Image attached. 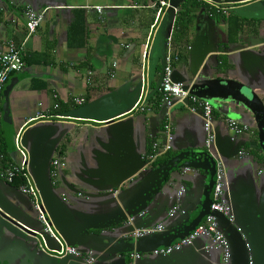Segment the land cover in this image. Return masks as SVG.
I'll return each mask as SVG.
<instances>
[{"label": "crops", "instance_id": "0c3cea01", "mask_svg": "<svg viewBox=\"0 0 264 264\" xmlns=\"http://www.w3.org/2000/svg\"><path fill=\"white\" fill-rule=\"evenodd\" d=\"M163 1L168 5L170 1H175L178 10L184 0ZM213 2L226 10V20L235 15L231 13L232 9L264 5V0ZM156 4L157 0H0V50L7 41L24 43V68L10 75L5 85L6 88L11 81L14 82L8 98V110L13 126L12 138L14 140L17 134L25 135L27 144H30L35 133L46 128L53 132L51 139H56L57 144L51 161L58 159L61 163L53 190L58 199L64 200L71 210L97 214L103 211L100 206L104 198L101 195L107 192L110 198L123 193L130 194L137 188L138 181L132 179L116 189L99 190L97 183H102L105 179L98 177L102 174L95 175L99 166L98 155L103 152L101 144L108 143V133L112 126L89 121L54 120L51 114L57 103L72 106V100L75 98L88 100L85 104L104 98L107 106L123 105L117 120L131 124L133 151L142 157L146 153L147 140H154L159 144L163 142L162 127L166 123L171 126L174 136L171 149L174 155L185 150H206L203 120L191 113L187 106L167 111L159 108L155 111L148 104L157 94L153 93V90L161 71L159 63L149 88L150 55L153 53L154 42L168 7H159ZM27 7L43 14L40 26L31 35H28L24 18L21 17ZM97 8H100V11H97ZM176 13L177 11L167 27L165 43L166 55L167 39L171 36L172 52L179 57L173 64V72L181 77L189 75L193 69L190 49L197 37L204 32L203 45L207 56L201 65H197V69L201 70L203 64L215 69V64L220 63L219 58L223 57L228 66L222 67L220 64V68H229L227 76L245 78L264 102V64L245 66L240 58L242 51L257 54L264 50V19H245L235 15L241 19L242 29L229 37L225 18L209 16L205 9H199L191 13L194 18L186 39L172 43ZM75 22L79 25L73 28ZM89 73L91 75H88ZM139 101L142 104L135 107ZM213 103L214 131L221 139L232 136L233 148H240L238 155L229 160L221 159L225 175L242 202H255L262 209L264 164L252 155L257 136L253 116L231 100H213ZM3 105L4 99L2 107ZM74 108L76 107L70 110ZM141 108L144 111H141ZM229 117L235 118L241 125H247L249 132L238 137L233 136L226 127ZM3 122L2 108L0 130L5 136ZM61 145H65V150L63 155L59 156L57 150ZM211 152L215 153L214 148ZM241 153L243 155H240ZM19 162L20 157L14 149L8 164ZM3 166L0 163V169ZM151 166L145 165L146 168ZM205 181V174L199 171L173 172L159 196L160 204L165 206V211L179 204L190 211L194 218L196 214L193 210L201 198ZM183 187L186 192L177 200L176 193ZM0 191L12 210L34 213L37 218L31 199L22 195L19 185L8 184L0 179ZM150 212L152 213L137 218L135 225L141 226L154 217L157 220L155 226L163 224L164 213H157L156 205L152 206ZM54 233L57 234L55 231ZM124 236L132 237L129 233ZM208 243L209 239L201 238L196 241V248H202ZM202 254L203 256H200L192 249H185L173 255L169 264L220 262V254L216 251ZM117 258L116 256L115 259ZM129 262L131 261L128 258L126 263ZM135 264L156 263L151 256L144 254Z\"/></svg>", "mask_w": 264, "mask_h": 264}, {"label": "water", "instance_id": "95a60500", "mask_svg": "<svg viewBox=\"0 0 264 264\" xmlns=\"http://www.w3.org/2000/svg\"><path fill=\"white\" fill-rule=\"evenodd\" d=\"M175 9V1H170L154 42L153 53L150 55L149 88L155 78L157 66L161 63L159 79L153 93L159 91L163 77L166 30ZM230 11L245 19H264V5L262 4ZM204 42L205 35L202 32L190 49L193 69L190 70L189 75L181 77L172 71L171 80L175 83H182L184 89H188L191 95L210 103L213 111L215 107L213 100H231L238 107L251 113L257 130L255 141L257 161L264 164V102L255 93L250 82L245 78L228 77L229 68H220V63L215 64V69H211L206 64L202 65L201 70L197 69V65H201L207 56ZM240 58L245 66L255 63L264 64V50L257 54L252 51H242ZM13 84L14 82L11 81L3 91V128L9 147L12 141L13 126L8 110V98ZM104 101V98L94 100L61 116L63 119L112 126L108 133V143L101 144L103 152L98 155L99 166L95 175L102 174L98 177L105 179L102 183H97L99 190L116 189L132 179L138 181L137 188L130 194L123 193L116 197L110 196V198L107 192L101 195L104 198L100 206L103 207L101 209L103 211L97 214H84L71 210L64 200L56 196L50 179V161L57 144L56 139H51L53 132L46 128L35 133L30 144H27L25 135H21V145L28 153V172L38 189L49 224L62 241L68 246L77 247L81 253H91L92 264H127L128 258L131 261L128 264H135L144 254L151 256L156 264H169V259L173 255L185 249H192L200 256H203L202 252H214L206 249L210 243L202 248H196V241L203 238L200 237L195 239L190 246L171 254H153L187 237L207 215H212L218 231L228 243L230 264H264V208L261 209L255 202L252 204L242 202L233 191L226 176L228 185L224 199L231 209L232 219L229 220L218 212L210 211L216 157L229 160L238 155L240 148L238 146L233 148L234 138L229 136L221 139L214 131L215 156L211 155L207 149L205 151L185 150L156 167L146 168L143 157L133 151L131 124L117 120V115L123 109V105L107 106ZM146 101L147 97L144 102ZM187 104L188 100H184L182 103L175 104L171 109ZM160 108L162 111L168 110L165 105L160 104ZM179 170L199 171L205 174L206 181L201 198L193 210L196 214L194 218L190 211L179 204L176 205L174 211L175 205L165 211V206L160 204L159 196L163 188L167 185L171 174ZM179 192L181 195L178 194ZM185 192L186 188H180L176 193L177 200ZM153 205L157 206V213H164V222L160 224L163 229L143 237H134L132 235L134 231L155 226L154 223L157 221L155 217L141 226L135 225L137 218L152 213L150 210ZM34 216V213L12 210L0 191V264H85L83 258L58 257L50 253L52 250L58 251L59 246L45 231L44 225ZM127 233L132 237L124 236ZM134 254H137L139 258L131 260ZM116 256L117 259H115Z\"/></svg>", "mask_w": 264, "mask_h": 264}, {"label": "built area", "instance_id": "2783aa9c", "mask_svg": "<svg viewBox=\"0 0 264 264\" xmlns=\"http://www.w3.org/2000/svg\"><path fill=\"white\" fill-rule=\"evenodd\" d=\"M206 4L213 7L218 12L225 14L226 10L222 9L220 5L216 4L211 0H203ZM159 7H167L168 4L163 0H157ZM156 4V5H157ZM100 11V8H97ZM177 10L175 9V12ZM22 17L24 18V26L28 35L33 34L40 26L43 20V14H38L35 10L27 7L23 11ZM14 23V22H13ZM24 43H16L14 41H7L4 48L0 50V93L3 92L7 80L10 75L18 73L24 68L23 60V48ZM171 36L167 39V53L165 55V66L163 70V77L161 80L159 93L161 95V105H165L168 109H171L175 104L182 103L184 100H188V104L185 105L189 108L190 112L198 115L204 122V133H205V148L215 156V153L211 152L214 148L215 132L213 129V107L210 103L197 98L189 93L188 89H184L182 83H175L171 80L173 71V64L179 60L177 54L172 52L171 48ZM88 75H91L89 73ZM85 100L83 98H75L72 103L75 106L84 105ZM142 104L139 101L135 107ZM58 108V104L54 105V109ZM141 111H144L141 108ZM62 118V117H60ZM226 127L229 132L235 136H241L249 132L250 128L247 125H241L234 119H228L226 121ZM163 142L161 144L154 142L152 145L151 152L144 154L143 159L146 164L151 165L157 158L172 149L173 134L171 126L166 123L162 127ZM14 148L20 157L18 164H9L0 169V179L8 184H12L15 178L21 177L24 180L23 184H20L19 191L29 197L33 203L36 212L37 219L44 225L45 231L50 235L54 242L59 246V250H52L50 253L58 256H73L76 258H83L85 264H92L93 259L91 253H81L77 247L66 245L58 234L54 233L53 228L49 224V219L44 211L41 203L38 189L36 188L29 172H28V153L21 145V134H17L14 138ZM240 155H243L241 153ZM1 158V156H0ZM61 167V163L58 159L51 161L50 179L53 186L56 185L58 169ZM227 179L225 175V168L220 158L216 157L215 167V178L214 186L211 195L212 204L210 207L211 212H218L227 219L231 220V209L224 199V194L227 189ZM182 192V191H181ZM181 192L178 194L181 195ZM176 207L173 208V211ZM171 211V212H173ZM163 229L162 225L151 227L144 230H136L133 232L134 237H143ZM207 238L210 244L207 245L206 249L211 251L220 252L219 264H230V253L227 241L224 239L222 234L217 229L215 218L212 215H207L200 225L187 237L176 241L173 245L167 248H161L155 251L154 255H168L174 251H179L183 247L190 246L193 241L197 238ZM139 258L137 254L131 256L132 259Z\"/></svg>", "mask_w": 264, "mask_h": 264}, {"label": "trees", "instance_id": "16d2710c", "mask_svg": "<svg viewBox=\"0 0 264 264\" xmlns=\"http://www.w3.org/2000/svg\"><path fill=\"white\" fill-rule=\"evenodd\" d=\"M199 9H205L208 13L209 16L216 17V18H225L224 14L221 12H218L215 10L213 7L209 6L205 2H202L200 0H184L181 5L179 6L177 13H176V18L174 21V26H173V33H172V43L175 41L179 40H185L187 33L189 31V28L192 24L193 21V15H191L192 12L199 10ZM226 20V18H225ZM227 25H228V36L232 37L236 35L238 32L241 31L242 25H241V19L238 18L235 15H231L228 17L226 20ZM79 24L77 22L74 23L73 28H76ZM220 64L222 67H227V63L225 58L221 57L219 58ZM3 92L0 93V112H2V103H3ZM88 100H85L84 104ZM160 101H161V95L159 92H157L156 96L152 98L151 100L148 101V104L150 105L151 109L157 111L160 108ZM58 104L57 109H53L52 111V116L54 120H60V121H76V120H69V119H63L60 118L63 116L66 112H68L71 108L77 107L72 103L71 105H62L60 103ZM154 143V140H147V147H146V153L149 154L152 149V145ZM14 148V140L12 138L10 147L8 146V143L6 142V137L3 134V131L0 130V163H2L4 166L9 165L8 163L11 162V151H13ZM65 150V145H61L60 148L57 150V154L59 156H62ZM174 154L169 151L166 154H164L162 157L157 158L151 165L152 167H156L169 158H171ZM252 155L255 157L256 160H258L257 152L254 151L252 152ZM3 166V167H4ZM24 180L21 177H17L14 179L12 184L14 185H19L23 184Z\"/></svg>", "mask_w": 264, "mask_h": 264}, {"label": "flooded vegetation", "instance_id": "af4514ba", "mask_svg": "<svg viewBox=\"0 0 264 264\" xmlns=\"http://www.w3.org/2000/svg\"><path fill=\"white\" fill-rule=\"evenodd\" d=\"M33 9V8H32ZM24 11V10H23ZM22 15H23V12H22V14H21V17H22Z\"/></svg>", "mask_w": 264, "mask_h": 264}]
</instances>
